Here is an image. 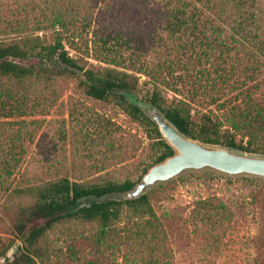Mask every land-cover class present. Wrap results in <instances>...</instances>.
<instances>
[{
    "label": "trees",
    "instance_id": "1",
    "mask_svg": "<svg viewBox=\"0 0 264 264\" xmlns=\"http://www.w3.org/2000/svg\"><path fill=\"white\" fill-rule=\"evenodd\" d=\"M64 2L34 18L30 31L0 39V81L11 86L4 95L13 91L11 98L27 99L31 92H55L57 85L76 80L88 98L112 100L146 128L156 150L142 178L175 151L130 96L158 108L187 137L264 156V0H151L155 37L146 47L154 56L147 59L141 33L130 39L139 61L129 63L113 60L120 55L102 38L88 39L91 14L80 20L76 0ZM118 2L128 0L113 4ZM2 160L0 264H46L45 241L61 226L78 231L69 252L78 255L83 248L92 257L88 264H105L102 258L111 249L119 264H172L168 236L149 195L126 198L141 180L90 183L30 173L22 170L20 158ZM230 215L218 197L197 201L193 212L195 222L211 226L230 222Z\"/></svg>",
    "mask_w": 264,
    "mask_h": 264
},
{
    "label": "rangeland",
    "instance_id": "2",
    "mask_svg": "<svg viewBox=\"0 0 264 264\" xmlns=\"http://www.w3.org/2000/svg\"><path fill=\"white\" fill-rule=\"evenodd\" d=\"M58 1L0 0V27L6 31L5 35L0 32V39L35 28L33 19L43 18L44 12L50 15ZM101 2H106V8L99 7ZM113 2L99 0L91 10V5H96L92 0H76L80 20L90 14L93 18L88 39L102 38L120 55L113 60L122 57L129 63L131 59L139 61L135 40L130 39H138L142 33V50L145 48L147 59H152V50L146 47L155 37L151 0H128L124 5ZM77 82L61 83L55 92H31L24 99L19 95L11 98L13 91L4 95L11 86L0 81V162L20 158L22 170L30 173L65 174L90 183L100 179L142 180L143 169L156 155L146 128L132 121L112 100L88 98ZM138 144L139 149H135ZM146 194L164 225L172 264H264V179L229 176L210 169L188 171ZM212 197L228 207L230 222L214 226L195 222L196 202ZM2 203L0 198V209ZM65 227L52 231L45 241L46 264L91 263L92 257L82 252L83 248L78 255L70 254L68 244L79 241V236L77 230L72 234ZM19 245V241L13 245L8 258L14 257ZM102 259L105 264L120 261L114 260L112 249Z\"/></svg>",
    "mask_w": 264,
    "mask_h": 264
},
{
    "label": "water",
    "instance_id": "3",
    "mask_svg": "<svg viewBox=\"0 0 264 264\" xmlns=\"http://www.w3.org/2000/svg\"><path fill=\"white\" fill-rule=\"evenodd\" d=\"M133 102L156 123L164 140L175 155L154 165L126 198L135 199L154 186L173 180L188 171L214 170L229 176H255L264 179V156L204 144L187 137L165 115L152 105H145L130 96Z\"/></svg>",
    "mask_w": 264,
    "mask_h": 264
}]
</instances>
